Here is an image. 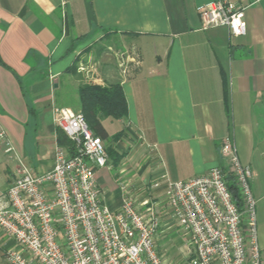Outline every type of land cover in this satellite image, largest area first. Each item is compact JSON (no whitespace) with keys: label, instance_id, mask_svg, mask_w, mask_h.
Returning a JSON list of instances; mask_svg holds the SVG:
<instances>
[{"label":"crops","instance_id":"1","mask_svg":"<svg viewBox=\"0 0 264 264\" xmlns=\"http://www.w3.org/2000/svg\"><path fill=\"white\" fill-rule=\"evenodd\" d=\"M211 1L0 0V192L21 165L35 175L53 167V106L79 111L80 83H117L127 113L102 124L104 145L123 156L95 170L107 206L118 208L122 180L141 199L139 188L162 175L186 180L224 166L231 136L252 172L264 264V0H228L244 9L240 36L201 28L198 10ZM110 48L139 56L127 78ZM150 191L160 197L163 185Z\"/></svg>","mask_w":264,"mask_h":264},{"label":"built area","instance_id":"2","mask_svg":"<svg viewBox=\"0 0 264 264\" xmlns=\"http://www.w3.org/2000/svg\"><path fill=\"white\" fill-rule=\"evenodd\" d=\"M198 11L202 29L225 26L230 36L246 33L244 9L231 1L213 0ZM109 50L123 79L139 65L133 50ZM52 112L73 154L56 146L50 170L35 175L21 165L0 192V264H164L154 246L169 224L187 235L190 264H262L252 172L240 162L233 137L222 140L224 166L186 180L162 175L139 188L141 199L122 180L120 204L111 210L95 177L96 169L111 166L103 140L80 111L53 106ZM226 175L234 177L241 209L228 192ZM161 185L154 199L148 189Z\"/></svg>","mask_w":264,"mask_h":264},{"label":"trees","instance_id":"3","mask_svg":"<svg viewBox=\"0 0 264 264\" xmlns=\"http://www.w3.org/2000/svg\"><path fill=\"white\" fill-rule=\"evenodd\" d=\"M80 96L79 111L82 113L84 120L95 135H98L104 142L108 137L102 124V118L122 119L127 113V105L119 84H108L100 86L96 84L80 83L78 87ZM57 143L59 147L67 150L69 155L73 154V144L67 138L64 132L57 126ZM106 147V152L111 164L117 166L120 164L123 154H119L114 148ZM232 175H226L225 180L228 192L231 193L234 202L240 209L242 207L241 194L235 185Z\"/></svg>","mask_w":264,"mask_h":264},{"label":"rangeland","instance_id":"4","mask_svg":"<svg viewBox=\"0 0 264 264\" xmlns=\"http://www.w3.org/2000/svg\"><path fill=\"white\" fill-rule=\"evenodd\" d=\"M70 93L72 91L67 89L65 101H70L72 98ZM112 171L114 170L112 169ZM148 191L149 195L154 197L150 189ZM154 247L161 255L164 264H190L192 253L188 245L187 235L177 226L167 225L164 231L159 233Z\"/></svg>","mask_w":264,"mask_h":264}]
</instances>
